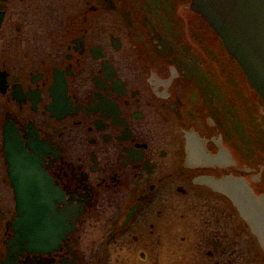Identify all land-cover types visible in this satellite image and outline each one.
<instances>
[{
    "label": "flooded vegetation",
    "instance_id": "obj_1",
    "mask_svg": "<svg viewBox=\"0 0 264 264\" xmlns=\"http://www.w3.org/2000/svg\"><path fill=\"white\" fill-rule=\"evenodd\" d=\"M0 264H264V103L193 0H0Z\"/></svg>",
    "mask_w": 264,
    "mask_h": 264
},
{
    "label": "water",
    "instance_id": "obj_2",
    "mask_svg": "<svg viewBox=\"0 0 264 264\" xmlns=\"http://www.w3.org/2000/svg\"><path fill=\"white\" fill-rule=\"evenodd\" d=\"M193 6L220 35L264 102V0H193ZM4 150L16 199V228L30 235L49 230L46 211L52 209L49 195L54 186L50 188L37 159L23 150L15 136Z\"/></svg>",
    "mask_w": 264,
    "mask_h": 264
}]
</instances>
